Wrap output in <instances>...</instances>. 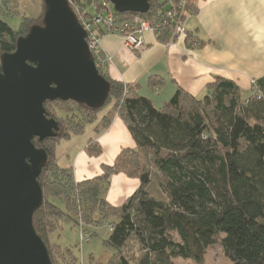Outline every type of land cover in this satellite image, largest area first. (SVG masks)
I'll return each instance as SVG.
<instances>
[{"label": "trees", "instance_id": "16d2710c", "mask_svg": "<svg viewBox=\"0 0 264 264\" xmlns=\"http://www.w3.org/2000/svg\"><path fill=\"white\" fill-rule=\"evenodd\" d=\"M67 1L83 5L81 0ZM176 1L148 0L149 9L143 14L111 8L118 22L138 15L152 26L160 23L155 35L167 43L170 34L163 22ZM96 2L100 10L101 3ZM187 3L188 15L195 6L192 0ZM23 24L13 29L0 19V55L13 52L17 39L28 33L30 27ZM189 37L186 32L185 41L192 47ZM97 68L110 85L104 104L111 102V108L100 117L96 133L117 116L135 146L122 148L100 174L75 181L72 167L58 164L56 146L96 121L104 104L90 108L71 100L44 103L48 116L58 120L59 130L53 137L33 139L48 157L37 178L43 201L32 223L52 264L58 258L50 234L61 221L78 226L89 240L88 227L111 217L115 220L103 244L113 252L103 264H177L176 258L203 263L208 246L215 242L231 264H264V76L255 80L246 97L234 81L215 77L201 97L176 88L168 101L155 106L137 92L136 85ZM161 82L149 80L151 86ZM53 102L71 105L60 108L64 115L58 116L48 108ZM69 120L73 129H67ZM86 150L90 155L101 153L92 140ZM117 173L138 179L139 185L114 206L106 193L111 176ZM62 250L71 255L67 264H73L72 251Z\"/></svg>", "mask_w": 264, "mask_h": 264}, {"label": "water", "instance_id": "95a60500", "mask_svg": "<svg viewBox=\"0 0 264 264\" xmlns=\"http://www.w3.org/2000/svg\"><path fill=\"white\" fill-rule=\"evenodd\" d=\"M109 1L119 12L149 9L148 0ZM109 89L68 1L43 0L42 24L0 55V264H52L32 223L43 201L37 178L48 157L33 139L59 130L44 103L71 100L97 108Z\"/></svg>", "mask_w": 264, "mask_h": 264}, {"label": "crops", "instance_id": "0c3cea01", "mask_svg": "<svg viewBox=\"0 0 264 264\" xmlns=\"http://www.w3.org/2000/svg\"><path fill=\"white\" fill-rule=\"evenodd\" d=\"M192 1L195 12L186 16L183 26L199 40L198 45L189 46L185 38L165 43L152 31H145L144 46L133 54L124 47L121 34L105 32L100 39V50L110 57L105 65L108 75L136 85L137 92L155 106L168 101L176 88L201 97L206 84L215 77L230 79L241 91L250 92V80L264 76V0ZM150 79H162V82L151 86ZM110 108L111 105L104 114ZM99 119L90 125L88 137L72 136L64 145L63 166L72 167L75 181L100 174L103 165H111L122 148L135 146L119 117L115 116L107 128L96 133ZM88 140L100 146V154H88ZM138 185L136 178L114 174L106 199L118 206Z\"/></svg>", "mask_w": 264, "mask_h": 264}, {"label": "rangeland", "instance_id": "374dc122", "mask_svg": "<svg viewBox=\"0 0 264 264\" xmlns=\"http://www.w3.org/2000/svg\"><path fill=\"white\" fill-rule=\"evenodd\" d=\"M98 2L101 3L100 10H97L96 0H91V1L81 0V3L83 5H80L76 2L75 3L72 2L73 3L72 8L74 10H75L74 7H77L79 9L78 11H74L77 18L82 17L84 20H87L88 22L91 23V20L93 19V15L94 16L99 15L101 12L105 11L106 6L112 5L110 1L107 2L105 0L104 1L102 0L101 2V0H98ZM178 2L179 0L172 3V6L177 5ZM42 3L43 0H0V19L7 22L13 29H18L21 25V22L24 23L23 25H25V27L28 26V28L31 27L32 25H41L39 23L41 21V17L43 14ZM114 17L115 20L113 22V26L120 25L122 22H118L117 17L115 15ZM184 21H185V17L183 19V24ZM113 26L112 28H114ZM96 29H98V27ZM100 29H101V36L105 32H109V33L116 32L121 35L123 34L122 32L116 31L114 29L108 31L103 26H100ZM168 31L170 32L169 28ZM152 32L155 34V31ZM189 35H190L189 40H191L192 44L200 43L197 38L193 37L191 34ZM180 38H185V37H180ZM167 43H170V38L168 39ZM143 46H144V39H143ZM142 47L139 48L138 50H128V49L127 50L132 52L133 54H136L139 52L140 49H142ZM90 52L94 54V52L92 51ZM248 95H250L249 91L248 92L242 91L243 97H246ZM110 103L111 102H107L98 110L97 112L98 118L101 117L106 112V110L110 106ZM67 105H71V104L70 103L60 104L58 102H53L49 104L48 108H50V110L52 111L55 110L57 115L61 116L64 115V113L61 112L59 109L60 108L66 109ZM85 113L88 114V112ZM92 123L86 124L84 126V130L81 133H78L73 136H78L83 134L81 136L82 138L88 137V133L89 131H91L90 125H92ZM66 126L67 129H73L72 120L66 122ZM92 135L93 133H91L90 136ZM66 141L67 139L60 140L55 149V154L58 157V164L60 166H63L66 163V161L61 158V153L63 152ZM113 220H115V218L113 217L107 219H101L97 224H92L90 227H88L87 231L90 235L88 241L80 240L81 230L78 226L73 225L70 221H66V220L61 221L60 228L50 234V243L52 244V248L54 254L56 255V258H58V260L55 263L67 264L68 260L70 261L72 260L70 253H68L67 250L66 251L62 250V248L63 249L68 248L72 251V255L75 257L73 264H103L106 258L113 252L111 248L103 244V239L108 236L109 226ZM56 245H59L61 249L58 248ZM175 261L177 264H231L230 259L224 255L218 242H215L214 244L208 246L206 254L204 256L203 263H196L192 260H184L182 258H176Z\"/></svg>", "mask_w": 264, "mask_h": 264}, {"label": "built area", "instance_id": "2783aa9c", "mask_svg": "<svg viewBox=\"0 0 264 264\" xmlns=\"http://www.w3.org/2000/svg\"><path fill=\"white\" fill-rule=\"evenodd\" d=\"M187 4V0H179L177 5L172 6V9H170V11H168L166 14L163 24L167 25L170 29V42H174L176 39L186 36V30L183 26V19L186 16ZM69 5L72 8L73 3L70 2ZM74 8L75 10L72 8L73 12L79 10L77 7ZM78 18L80 25L86 32V42L88 47L90 51L94 52L95 64L97 67L99 66L103 69L105 68V65L110 62V57L107 54L102 53L100 50V26H103L108 31L114 29L116 31L122 32L123 45L128 50H138L141 48L143 46V32L147 30L154 31L155 28L160 26V23H155V26H152L148 20L138 15L133 16L128 21L122 22L120 25L113 26L115 17L110 5L106 6L105 11L101 12L99 15H93L91 23L87 20H84L82 17ZM112 26L114 28H112ZM97 27L98 29H96ZM195 44L196 43H194V45ZM250 84L254 88L255 80H251ZM80 240L88 241V235L81 232Z\"/></svg>", "mask_w": 264, "mask_h": 264}]
</instances>
